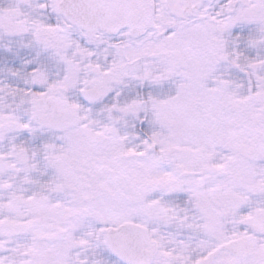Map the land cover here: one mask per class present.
I'll return each instance as SVG.
<instances>
[{"label": "snow or ice", "instance_id": "6c2138e0", "mask_svg": "<svg viewBox=\"0 0 264 264\" xmlns=\"http://www.w3.org/2000/svg\"><path fill=\"white\" fill-rule=\"evenodd\" d=\"M0 264H264V0H0Z\"/></svg>", "mask_w": 264, "mask_h": 264}]
</instances>
